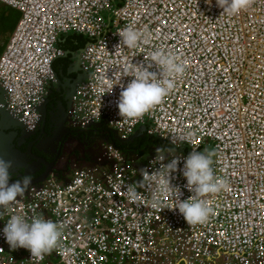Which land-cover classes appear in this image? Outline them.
Masks as SVG:
<instances>
[{"label":"built area","instance_id":"2783aa9c","mask_svg":"<svg viewBox=\"0 0 264 264\" xmlns=\"http://www.w3.org/2000/svg\"><path fill=\"white\" fill-rule=\"evenodd\" d=\"M0 4L20 13L0 55V109L24 129L36 127L37 108L56 84L55 73L64 70L54 67L65 53L59 37L81 34L88 39L80 53L86 76L71 95L70 125L82 130L103 123L121 137L142 125L145 135L161 138L182 158L213 150L215 174L227 183L205 197L213 209L208 222L190 226L178 209L167 208L177 202L174 193L159 195L157 207L154 186L147 185L138 188L137 202L129 200L126 186L141 179L136 154L128 159L125 149L108 143L103 164L77 168L66 181L50 176L0 206V264H264V0L236 15L225 14L216 0ZM125 26L145 33L149 43L120 46ZM156 48L177 56L183 76L149 113L120 117V92L133 79L122 69ZM150 151L142 168L155 170L158 150ZM172 184L180 199L192 195L181 172ZM12 215L63 222L59 246L42 260L25 248L11 249L3 228Z\"/></svg>","mask_w":264,"mask_h":264},{"label":"clouds","instance_id":"9594fccd","mask_svg":"<svg viewBox=\"0 0 264 264\" xmlns=\"http://www.w3.org/2000/svg\"><path fill=\"white\" fill-rule=\"evenodd\" d=\"M253 3L254 0H216L217 6L228 15H236ZM118 35L120 46L128 49L134 50L141 43H149L145 33L131 26H125ZM83 47L78 50H83ZM70 52L72 51H68V53ZM154 66L155 71L152 70ZM184 72L185 66L178 60L177 56L163 48H156L151 51L144 57L143 62L132 63L131 66L122 69L124 76H131L133 79L127 83L126 87H122L120 92L117 104L119 116L135 120L155 109L175 88L178 78L182 77ZM144 136L147 135L144 133ZM173 151L174 149H159L158 167L155 170L151 168L140 169V181H137L136 184L127 185L125 194L131 202L135 203L141 198L138 188L153 185L155 194L152 202L159 207V195L174 193L177 202L167 208L178 209L186 224L190 226L203 225L208 222L213 214V209L205 197L220 193L227 188L226 181L217 176L213 168L216 153L209 149L192 150L186 157L182 158L180 155L172 154ZM170 155L171 159H169ZM181 162L182 167L180 166ZM98 165L101 164L96 166ZM11 168L12 162L0 157V206L3 207L14 203L17 197L23 195L31 184L29 178L10 183ZM178 171L186 178L185 187L192 193L186 199L179 198V187L172 184L175 173ZM67 179L59 181H66ZM162 209L159 208L160 211ZM65 227L63 222L46 219L43 216L12 215L3 228V234L11 249L25 248L30 252L31 257L42 260L45 255L50 254L59 246ZM65 250L74 254L73 249Z\"/></svg>","mask_w":264,"mask_h":264},{"label":"water","instance_id":"95a60500","mask_svg":"<svg viewBox=\"0 0 264 264\" xmlns=\"http://www.w3.org/2000/svg\"><path fill=\"white\" fill-rule=\"evenodd\" d=\"M82 49L78 50L76 54H73V58L75 59L73 63L70 64V67L67 69V75L63 76V73L61 70L56 72V87L54 91L58 93V96L60 97L55 101V105L51 104V110L47 111V103L51 100V98L48 97V95L51 93V90L48 92L47 96L44 98V100L41 102V104L38 106V111L40 113V117L45 116L47 113L53 115L58 120L57 125L53 128L54 135L49 136L47 139H42V142L45 144H48L49 148L51 149L54 146L53 152H55L57 148L58 143H62L63 139L66 137V134L68 135L71 130L68 128L71 127L69 123V114L68 110L70 109L71 105V95L73 94L77 84H79L86 76L84 72L81 71L80 67V52ZM68 51H65L64 57L67 56ZM75 74V76H68L69 74ZM4 92L3 89L0 87V101L4 102ZM64 102V103H63ZM66 123H68V127H66ZM101 123H92L88 128H99ZM59 125L58 129L57 126ZM64 125V130H61V126ZM23 128L21 125V122L18 121L16 118H14L5 108L0 109V157L4 158L5 160H9L12 162V165H18L21 164L23 167H25V174H32L40 167L42 164H47L46 160L36 155L35 153H32L31 146L38 150L39 152H42L47 155H51V150L47 152V147L40 146V140L36 142V140L30 142L27 148L25 150H20L17 146L14 145L13 140L14 138L22 140L25 136H29L34 131H29V134H23L19 133V129ZM109 131L112 132V135L107 136L106 138V144L111 143L116 148H119L116 144H126L128 142H132L135 138L144 136V126H139L137 130L127 136V137H121L117 131L111 127H107ZM60 130V131H59ZM42 133V132H41ZM111 137V139H109ZM162 140L161 138H159ZM158 150V147L156 148ZM60 152V150H58ZM52 152V153H53ZM58 152V153H59ZM133 154V153H132ZM153 153L152 151L149 153V156H151ZM98 156H96L93 159V165L95 166L97 164H103L102 162H98L96 160ZM49 165H53V162L49 163ZM51 166H48L47 169L42 171L38 176L31 179V184H36L39 182H42L45 180V178L50 174ZM17 181V180H12ZM10 181V183L12 182ZM22 181V180H21Z\"/></svg>","mask_w":264,"mask_h":264},{"label":"flooded vegetation","instance_id":"af4514ba","mask_svg":"<svg viewBox=\"0 0 264 264\" xmlns=\"http://www.w3.org/2000/svg\"><path fill=\"white\" fill-rule=\"evenodd\" d=\"M70 76H75L73 73ZM51 100L47 103V111L51 110V104L55 105V101L59 99L58 93L54 96H49ZM64 103V102H63ZM58 120L55 116L47 113L45 116L40 117V120L36 127L32 130L34 131L29 136H25L22 140L19 138H14L13 143L17 146L20 150H25L28 147L30 142L36 140L40 142V146L47 147V152L49 151V145L42 142V139H47L49 136L54 135L53 128L57 125ZM68 127V123L65 125ZM59 125L57 126L58 129ZM71 132L63 139L62 143L57 144V150L53 152L54 146L51 150V155L44 154L36 150L33 145L31 146L32 153L43 157L47 164H42L40 169L35 171L32 174H25V167L21 164L12 165L10 169V178L12 180H23L25 178H35L38 176L42 171L47 169L48 166H51L50 175H52L57 180H64L67 179L70 173L79 167H89L93 165V159L96 156H102L104 154V147L105 141L107 136H111L112 132L108 130V128L101 123L99 128H85V129H78L75 127H68ZM61 130H64V125L61 126ZM19 133L29 134L30 132L24 128H20ZM60 131V130H59ZM42 132V133H41ZM144 138L147 140H153L150 136L139 137ZM139 138H135L131 143L136 142ZM111 139V137H109ZM117 144V142H116ZM118 146V145H117ZM60 150V152L58 151ZM53 152V153H52ZM59 152V153H58ZM53 162V165H49V163ZM47 176V177H48Z\"/></svg>","mask_w":264,"mask_h":264},{"label":"trees","instance_id":"16d2710c","mask_svg":"<svg viewBox=\"0 0 264 264\" xmlns=\"http://www.w3.org/2000/svg\"><path fill=\"white\" fill-rule=\"evenodd\" d=\"M20 17L19 11L16 9L7 6L5 4H0V55L5 47V44L9 38V35L14 30L18 19ZM87 38L81 34H65L61 35L58 39V45L62 47L65 51H77L79 48H82L87 42ZM60 60V62H57ZM54 64V67L65 69V67L69 63H65V57L58 58ZM65 66V67H64ZM51 93L48 95L52 96L53 94H57L52 88H50ZM148 137V136H145ZM153 140H145L144 138H139L136 142H128L126 144L117 143L120 148H140L139 146L145 145V148L150 150H154V148L158 147L159 149H168L170 148L169 144L163 140H160L156 136H150Z\"/></svg>","mask_w":264,"mask_h":264},{"label":"rangeland","instance_id":"374dc122","mask_svg":"<svg viewBox=\"0 0 264 264\" xmlns=\"http://www.w3.org/2000/svg\"><path fill=\"white\" fill-rule=\"evenodd\" d=\"M1 42V40H0ZM139 138V137H138ZM140 148H125L126 152L127 153V158L128 159H131V157H134V154H136V162H135V165H137V167L139 169L142 168L146 158L148 157L149 153L151 151H148L147 148H145V145H142V146H139ZM133 153V154H132ZM101 156L97 157L96 160L98 162H102L100 161ZM89 167H92V166H89ZM89 167H86V168H89Z\"/></svg>","mask_w":264,"mask_h":264},{"label":"crops","instance_id":"0c3cea01","mask_svg":"<svg viewBox=\"0 0 264 264\" xmlns=\"http://www.w3.org/2000/svg\"><path fill=\"white\" fill-rule=\"evenodd\" d=\"M75 53V51H73V52H70V53H67V56H65V63H69L66 67H65V69L62 71V73H63V76H66L67 75V69L70 67L69 65L71 64V63H73L74 62V56H73V54ZM64 57V56H63ZM57 62H60V60H57ZM69 66V67H68ZM68 67V68H67ZM56 70H58V67H56ZM70 75H72V74H69L68 76H70ZM55 87H56V84L54 83V84H52L51 86H49V91H50V88H52L53 90L55 89ZM54 96L56 95V94H53ZM107 127V126H106ZM34 141V140H33ZM134 160H135V158H134Z\"/></svg>","mask_w":264,"mask_h":264},{"label":"bare ground","instance_id":"6f19581e","mask_svg":"<svg viewBox=\"0 0 264 264\" xmlns=\"http://www.w3.org/2000/svg\"><path fill=\"white\" fill-rule=\"evenodd\" d=\"M61 58H63V57H61ZM69 66H70V65H69ZM69 66H68V67H69ZM68 67H67V68H68Z\"/></svg>","mask_w":264,"mask_h":264}]
</instances>
